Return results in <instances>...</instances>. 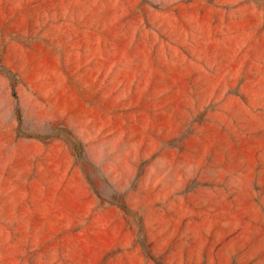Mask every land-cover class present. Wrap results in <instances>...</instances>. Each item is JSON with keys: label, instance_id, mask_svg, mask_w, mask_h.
<instances>
[{"label": "rangeland", "instance_id": "1", "mask_svg": "<svg viewBox=\"0 0 264 264\" xmlns=\"http://www.w3.org/2000/svg\"><path fill=\"white\" fill-rule=\"evenodd\" d=\"M0 264H264V0H0Z\"/></svg>", "mask_w": 264, "mask_h": 264}]
</instances>
